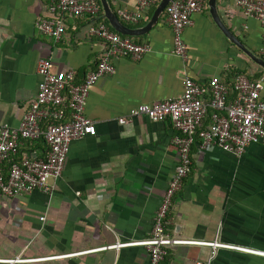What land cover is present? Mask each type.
I'll return each mask as SVG.
<instances>
[{"label":"crops","instance_id":"0c3cea01","mask_svg":"<svg viewBox=\"0 0 264 264\" xmlns=\"http://www.w3.org/2000/svg\"><path fill=\"white\" fill-rule=\"evenodd\" d=\"M109 2L132 28L146 26L159 5L132 23L120 12L138 11L136 0ZM52 3L0 0V125L19 126L36 99L40 59L52 58L56 71L75 70L81 82L106 51L105 43L90 33L95 22L111 26L101 1L97 18L65 16L66 31L59 40L37 27L38 21L55 16ZM217 8L228 30L264 58L261 22L245 16L231 0H218ZM129 37L148 43L150 50L137 61L113 58L116 73L91 88L86 115L97 134L72 142L62 176L49 181L52 192L37 190L15 198L0 193V264H147L145 246H110L151 236L154 216L179 163L177 130L169 120L154 122L144 115L127 123L120 119L141 104L181 96L187 77L205 83L220 76L229 88V103L237 98L233 84L239 74L251 80L264 77V68L219 26L209 0L183 33L187 60L174 53L168 14L147 33ZM212 114L210 109L197 130L192 171L168 217L172 236L197 243L173 246L161 264H264L262 255L198 243L264 251V143L249 145L242 155L214 144L205 147ZM32 152L45 157V139L23 142L19 154L0 164V171L8 175L14 161ZM17 258L23 260L8 263Z\"/></svg>","mask_w":264,"mask_h":264},{"label":"built area","instance_id":"2783aa9c","mask_svg":"<svg viewBox=\"0 0 264 264\" xmlns=\"http://www.w3.org/2000/svg\"><path fill=\"white\" fill-rule=\"evenodd\" d=\"M136 1L138 11L123 9L120 12L124 20L138 23L146 10L161 2ZM231 1L245 16L261 22L263 35L260 51L264 56V0ZM206 2L207 0H173L167 7L168 21L175 35L174 53L185 60L188 59V47L183 33L193 23V16L203 12ZM50 10L55 16L38 21L37 27L44 35L59 40L66 31L65 16H87L94 19L101 14L102 6L99 0H53ZM90 33L106 45L97 69L78 82L75 70L56 71L52 58L40 59L38 73L41 80L36 99L19 126L0 125V164L10 156L19 154L24 141L43 138L48 145L45 157L34 152L27 153L19 162L12 163L8 175L0 171L1 194L15 198L37 190L52 192L49 181L62 176L72 142L97 134L95 122L86 115L91 88L100 79L116 73L113 58H131L137 61L150 50L148 43H136L104 22H95ZM235 89L238 97L233 103H229L230 91L220 76H213L205 83L187 77L181 96L155 104H141L131 110L129 117L120 119L121 123H127L135 116L144 115L154 122L169 120L177 130L174 143L179 151V163L154 216L151 236L139 242L118 243L110 248L142 245L148 250L147 264H161L173 246L197 243L172 236L168 230V217L174 198L182 190L185 179L192 171L195 136L209 110H213V122L205 132V147L214 144L225 151L242 155L249 145L264 143V77L251 80L246 76H239ZM198 243L264 256V251L217 241ZM22 260L17 258L8 260V263Z\"/></svg>","mask_w":264,"mask_h":264},{"label":"water","instance_id":"95a60500","mask_svg":"<svg viewBox=\"0 0 264 264\" xmlns=\"http://www.w3.org/2000/svg\"><path fill=\"white\" fill-rule=\"evenodd\" d=\"M100 1L105 11V17L108 19L111 26L116 31H118L123 35L134 37L147 33L153 27V25H155L158 22L160 16L165 12L167 7L170 5V3L173 0H161L149 23L141 28H132L126 25L125 23H123L121 19L117 16V14L112 10L109 0H100ZM217 4H218V0H209L211 12L215 20L219 24V26L222 28V30L225 32V34L230 38V40L233 43H235L242 51H244L249 57H251L255 62H257L259 65H261L264 68V58L256 56L249 49H247L244 46V44L236 36H234V34H232L230 30H228V28L222 22L218 13Z\"/></svg>","mask_w":264,"mask_h":264},{"label":"trees","instance_id":"16d2710c","mask_svg":"<svg viewBox=\"0 0 264 264\" xmlns=\"http://www.w3.org/2000/svg\"><path fill=\"white\" fill-rule=\"evenodd\" d=\"M100 1V0H99ZM155 7V6H154ZM164 14H168V8L165 10V12H164ZM133 38V37H132ZM139 43V42H138ZM239 76H242V74L240 75H238L237 77H236V79H235V83H236V80H237V78L239 77ZM258 80V79H257ZM235 83L233 84V91L235 92V94L237 95L236 97H238V92L236 91V89H235ZM27 141H30V140H27ZM25 142V141H24ZM21 159H19V160H17V162H19ZM14 162H16V161H14Z\"/></svg>","mask_w":264,"mask_h":264}]
</instances>
